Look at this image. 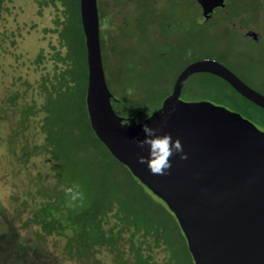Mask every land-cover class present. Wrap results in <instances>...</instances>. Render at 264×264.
I'll return each instance as SVG.
<instances>
[{
	"label": "rangeland",
	"instance_id": "1",
	"mask_svg": "<svg viewBox=\"0 0 264 264\" xmlns=\"http://www.w3.org/2000/svg\"><path fill=\"white\" fill-rule=\"evenodd\" d=\"M247 1L264 12L261 0ZM97 8L104 75L118 115L131 116L139 110V118L149 116L169 95L183 67L199 59L225 62L264 92V41L255 48L242 49L235 43V32L229 31L223 21H202L193 0H97ZM253 17L264 28L257 13ZM82 34L78 0H0V264H113L108 253L98 251L87 258H68L61 249L62 238L46 236V242L35 241L32 234L39 227L27 224L33 200H28V208L23 203L30 187L35 193L40 185L36 180L38 176L42 179L40 173L45 183L52 181L53 169L44 153L32 155L27 161L18 159L22 130L15 115L21 110L20 98H27L37 87L31 85L29 75L13 78L45 64L53 55L54 49H48V45L54 40L64 44L68 56L65 67L67 64L69 69L83 70ZM47 40L50 44L43 45ZM24 44L34 51L33 57ZM26 87L30 93H24ZM14 95H19L17 104L12 103ZM180 99L223 105L264 131V110L218 77L190 75ZM63 101L70 103V99ZM40 142L36 137L30 146ZM112 189L137 214L140 206L133 204L134 197Z\"/></svg>",
	"mask_w": 264,
	"mask_h": 264
},
{
	"label": "water",
	"instance_id": "2",
	"mask_svg": "<svg viewBox=\"0 0 264 264\" xmlns=\"http://www.w3.org/2000/svg\"><path fill=\"white\" fill-rule=\"evenodd\" d=\"M223 0H198L204 16ZM86 49L85 105L89 123L111 155L175 216L194 264H264V131L239 112L209 100L184 101L186 79L206 73L264 110V94L214 59L185 65L159 108L140 122L118 115L102 64L97 0H79ZM179 139L187 160L171 157L167 175H154L143 125Z\"/></svg>",
	"mask_w": 264,
	"mask_h": 264
},
{
	"label": "trees",
	"instance_id": "3",
	"mask_svg": "<svg viewBox=\"0 0 264 264\" xmlns=\"http://www.w3.org/2000/svg\"><path fill=\"white\" fill-rule=\"evenodd\" d=\"M82 37L83 70L73 66L69 69L67 64L65 67L68 56L64 44L55 40L50 44L51 40H47L43 45L49 43L48 49H54L48 58L50 62L37 64L31 72L18 73L13 78L29 75L31 85L37 87L27 98H20L21 110L15 115L22 130V154L18 159L27 161L32 155L44 153L53 169L52 181L45 183L40 173L42 179L36 178L40 184L36 192L30 187L23 200L27 208L28 200H33L34 209L30 208L26 222L39 227L33 232V239L46 242V236L62 238L63 254L76 260L98 251L108 253L113 264H180L181 260L183 264H193L175 216L162 200L145 191L144 185L111 155L90 126L85 105L87 67L83 34ZM24 48L34 54L28 44ZM23 91H28L27 87ZM18 96L12 97V103L17 104ZM63 98L70 99V103ZM11 117L15 120L13 113ZM15 124L18 126L16 121ZM36 137L41 138L40 144L30 146ZM72 184L80 185L85 200L70 208L64 188ZM113 187L134 197L133 204L140 206L136 208L137 214Z\"/></svg>",
	"mask_w": 264,
	"mask_h": 264
},
{
	"label": "flooded vegetation",
	"instance_id": "4",
	"mask_svg": "<svg viewBox=\"0 0 264 264\" xmlns=\"http://www.w3.org/2000/svg\"><path fill=\"white\" fill-rule=\"evenodd\" d=\"M193 1L196 2L199 7L202 21L206 22L211 18H216L223 21L229 31L235 32V35L237 36L235 43L242 49L255 48L263 43L264 28L257 23V19L256 17H253V15L255 16L257 13L258 19H261V22L264 25V12L260 10L255 4L253 5L247 0H240V2L238 0H223L220 5L213 7L207 16H204L198 0ZM260 2H264V0H261ZM220 63L227 66L250 87L264 94V92L251 86L245 77L241 76L238 72L232 69L231 66L227 65L225 62ZM137 111L138 113L135 115L125 117H133L135 118L136 122H140L145 119L139 118L138 115H140L141 112L139 110Z\"/></svg>",
	"mask_w": 264,
	"mask_h": 264
},
{
	"label": "clouds",
	"instance_id": "5",
	"mask_svg": "<svg viewBox=\"0 0 264 264\" xmlns=\"http://www.w3.org/2000/svg\"><path fill=\"white\" fill-rule=\"evenodd\" d=\"M142 131L144 139L135 140V143L140 149H143L147 145L148 156L138 157L137 162L146 165L152 174L167 175L168 169L172 167L171 157L174 153H179L181 160L188 159L187 154L183 153V146L178 138L173 140L169 134L158 135V130L153 129L147 124L143 125ZM64 192L67 197L68 207L71 208L84 203L85 195L79 184L65 187Z\"/></svg>",
	"mask_w": 264,
	"mask_h": 264
}]
</instances>
